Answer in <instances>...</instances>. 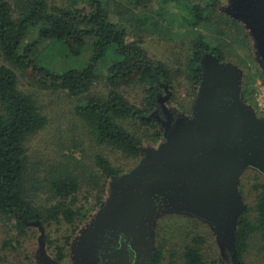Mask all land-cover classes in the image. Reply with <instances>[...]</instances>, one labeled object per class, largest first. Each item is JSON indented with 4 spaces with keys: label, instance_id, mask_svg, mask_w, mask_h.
Here are the masks:
<instances>
[{
    "label": "rangeland",
    "instance_id": "rangeland-1",
    "mask_svg": "<svg viewBox=\"0 0 264 264\" xmlns=\"http://www.w3.org/2000/svg\"><path fill=\"white\" fill-rule=\"evenodd\" d=\"M23 1L9 0L15 17ZM46 1L51 6L64 3L62 0ZM249 1L257 3V0ZM198 3L205 5L206 1L185 0L183 5L178 6L151 0L137 6L129 0H104L109 18L126 28L128 40H141L149 56L163 61L169 68L172 81L162 82L159 98L173 113L174 119L190 116L193 112L197 93L193 90L187 67L192 42L199 36L212 45L220 46L225 56L223 61L238 68L241 73V92L245 87L250 89L255 102L249 104L259 117H264V67L249 29L232 15L234 8H238L237 1L220 0L218 11H210L203 22L193 26V16L188 8ZM258 4L263 6L261 4H264V0H258ZM83 5L84 2H80V6ZM38 33V26L31 28L26 43L37 39ZM90 55L91 51L86 50L76 57L68 48L47 39L41 40L33 53L36 59L59 72L84 67ZM3 64L10 65L0 50V66ZM107 65V61L100 64L99 72L102 75L106 73ZM14 70L19 89L37 100L40 111L48 119L44 128L26 141L27 194L45 220L29 222L25 232L20 234L18 230H12V221L0 215V264H40V237L43 232L46 250L58 264H91L101 256L108 259L107 254L106 257L103 255L106 248L87 263H81L74 252L81 231L90 224L108 196L111 178L105 180L95 163V156L101 154L123 173L128 172L138 165L146 149L158 146L162 138L154 142L152 131L138 119H120L119 122L142 142L140 157L127 156L117 148L97 141L90 127L76 113V105L82 100L66 90L41 88L26 72L17 68ZM106 90L105 80L101 77L93 86L92 93H103ZM119 90L135 105L141 106L145 102L146 86L142 83H130ZM152 114H158L166 120L160 102ZM159 127L163 132L160 123ZM65 178L75 179L78 184L77 190L66 200L70 203L75 201L74 208L90 211L82 221L81 216L73 223L46 218V211L61 200L54 184ZM105 181L108 186L105 187L103 202L99 204L101 187ZM262 183L264 173L251 166L243 171L240 178V192L249 207L247 216L252 219L256 215L253 209L258 193L256 185ZM197 234L204 238L201 252L205 260L224 258L232 262L233 251L228 237L220 236L210 221L185 211L161 209L154 225V247L155 251L160 249L162 252L161 264H183L184 249ZM106 241L110 243V238H106ZM60 254L63 255L62 259H59ZM244 258L248 264H264V239L259 234L249 240Z\"/></svg>",
    "mask_w": 264,
    "mask_h": 264
},
{
    "label": "trees",
    "instance_id": "trees-1",
    "mask_svg": "<svg viewBox=\"0 0 264 264\" xmlns=\"http://www.w3.org/2000/svg\"><path fill=\"white\" fill-rule=\"evenodd\" d=\"M129 1L139 6L151 0ZM161 1L179 6L185 0ZM205 1V5L192 4L188 8L193 16V26L203 22L210 11H218L220 0ZM62 2L51 6L46 0H24L15 17L9 0H0V50L10 64L0 66V215L12 221V230H18L20 234L25 232L29 222L45 220L27 194L26 141L44 128L48 119L40 111L37 100L19 89L14 68L26 72L41 88L66 90L82 100L76 105V113L90 127L97 141L113 146L127 156L140 157L142 142L119 122L120 119H138L152 131L154 142L162 138V129L152 113L159 104L162 82L172 81L167 65L149 56L141 40H128L126 28L109 18L104 0ZM80 2L85 5L80 6ZM35 26L39 28L38 38L26 43L31 28ZM43 39L68 48L76 57L90 50L87 64L82 68H69L61 72L51 69L33 56ZM207 52L225 60L221 47L210 44L204 37L199 36L192 42L187 73L195 94L203 75L201 59ZM102 61L108 62L104 75L99 72ZM101 77L105 80L107 90L92 93L93 86ZM135 82L146 86L147 95L141 106L130 102L119 90ZM241 96L248 103L255 102L248 87L242 90ZM95 163L105 180L123 173L101 154L95 156ZM106 184L105 181L101 187L99 204L103 202ZM54 188L61 200L46 211L47 219H63L73 223L78 216H81V221L87 218L90 211L74 208L75 201L70 203L66 200L78 188L75 179L59 180ZM256 189L255 217L252 219L247 216V207L238 221L235 259L231 263L224 258L205 260L201 252L204 238L197 234L184 249L183 264H248L244 256L249 240L256 234L264 239V183L257 184ZM62 258L60 254L59 259ZM152 261L161 264L160 249L154 252Z\"/></svg>",
    "mask_w": 264,
    "mask_h": 264
},
{
    "label": "water",
    "instance_id": "water-1",
    "mask_svg": "<svg viewBox=\"0 0 264 264\" xmlns=\"http://www.w3.org/2000/svg\"><path fill=\"white\" fill-rule=\"evenodd\" d=\"M232 15L249 29L264 67V4L247 2ZM203 69L193 112L174 119L162 103V140L146 149L136 167L111 176L108 196L81 231L74 252L87 263L107 249V234L123 237L105 264H154V225L161 209L185 211L210 221L227 236L235 259L238 221L247 205L240 192L243 171L264 173V117L241 96V73L211 52ZM40 264H58L40 237Z\"/></svg>",
    "mask_w": 264,
    "mask_h": 264
},
{
    "label": "flooded vegetation",
    "instance_id": "flooded-vegetation-1",
    "mask_svg": "<svg viewBox=\"0 0 264 264\" xmlns=\"http://www.w3.org/2000/svg\"><path fill=\"white\" fill-rule=\"evenodd\" d=\"M237 1V4H238V11L239 13H246L247 10H246V4H240V0H235ZM155 117L156 119L158 120V122L160 123L161 125V121H164L165 123L168 122V116L166 115V120L165 119H161L160 118V115L158 114H155ZM106 238H110V243L108 244V248L106 250V252H104L103 255H105V257L109 254H111L112 252H114L115 250L119 249L122 245V240H123V237L121 235L119 236H116V237H113L111 236L110 234H107ZM107 242V241H106ZM107 254V255H106ZM108 259H104V257H97L95 259V262L91 263V264H105V262L107 261Z\"/></svg>",
    "mask_w": 264,
    "mask_h": 264
}]
</instances>
